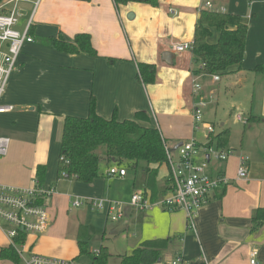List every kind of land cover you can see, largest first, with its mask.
Masks as SVG:
<instances>
[{"label": "crops", "instance_id": "crops-1", "mask_svg": "<svg viewBox=\"0 0 264 264\" xmlns=\"http://www.w3.org/2000/svg\"><path fill=\"white\" fill-rule=\"evenodd\" d=\"M125 1L19 0L16 4V29L22 32L28 26L33 41L23 46L2 98L13 109L0 114V135L9 140L6 154L0 156V184L38 185L36 169L43 166L41 187L52 190L42 199L48 227L41 234L25 236L23 256L90 263L87 256L79 255L77 242L82 234L89 253L107 248L108 264H119L120 256L144 241L166 238L167 248L151 264H169L175 257L185 264H205L204 259L207 264H251L253 250L257 252L255 264H264V222L252 229L251 221L254 211L264 207V74L253 71L264 64V0H213L248 26L240 68L232 66L230 73L221 76H234L230 87H240L242 92L248 88L242 76L252 74L254 79L245 104L230 101L229 118L220 123L219 131L202 112L203 123L214 128L211 135L201 123L193 128V104L198 97L210 104L214 91L206 89L218 83L220 76L214 81L212 75L192 74L196 68L192 52L174 50L177 44L193 41L203 0H157L156 6L145 0ZM13 5L11 0H2L0 13H8ZM78 33L90 36L96 55L70 54L44 44L46 38L59 35L73 41ZM211 33L208 42L214 43L218 32L211 29ZM164 52L174 55L171 64L162 59ZM138 63L155 66L153 83L141 81ZM193 79L201 86L198 96L192 92ZM91 99L96 113L104 118L115 113L118 120L132 119L136 112H145L174 158L177 149L173 148L180 142L194 139L215 146L211 137L229 131L222 149L232 154L225 161L210 159L206 167L209 174L225 176L229 183L212 191L197 210L194 229L188 227L182 210L170 212L154 206L140 211L128 205L134 190L147 189L145 163L128 168L103 161L99 176L90 184L58 177L63 119L85 117ZM248 117L257 118L247 122ZM242 156L249 158L247 176L238 179ZM202 161L203 155H197L195 162ZM112 167L124 169L125 174L109 176ZM168 178L169 166L163 163L157 168V196L167 190ZM99 198L122 202V216L111 220L88 204H72L76 199ZM8 247L0 228V255ZM0 264L16 263L0 258Z\"/></svg>", "mask_w": 264, "mask_h": 264}, {"label": "trees", "instance_id": "trees-1", "mask_svg": "<svg viewBox=\"0 0 264 264\" xmlns=\"http://www.w3.org/2000/svg\"><path fill=\"white\" fill-rule=\"evenodd\" d=\"M2 0H0L1 3ZM115 2H126L115 0ZM156 6L157 0H145ZM211 29L218 32L216 42L209 43ZM248 26L241 21L237 14L221 13L202 9L198 23L195 26L191 52L196 66L192 74L201 76L225 75L229 68H240L245 53V42ZM44 44L55 50L70 54L86 53L96 55L86 33H78L73 41L65 40L62 35L44 40ZM198 66V67H197ZM138 76L141 81L153 83L155 80V66L138 63ZM253 71L264 74V64L257 65ZM257 117H248L247 122ZM149 116L142 111L135 113L134 118L118 120L115 113L110 118L98 115L94 108L93 99L90 100L88 114L85 117L65 116L63 119L60 139L59 161L57 175L72 177L75 181L90 184L99 176L101 161L107 164L125 165L135 168L140 162L145 163L147 173V189L145 194L151 202L165 197L170 190L171 180L168 178L167 190L159 194L156 184L157 168L166 163V140L160 131L149 124ZM141 123L149 124L142 125ZM229 139V131L221 130L211 137V143L217 149H222ZM62 158V159H61ZM45 169L38 166L36 181L42 186ZM157 196V197H156ZM42 205V201L38 202ZM252 229L264 222V207L257 208L252 217ZM24 240V235L20 237ZM84 236L77 242L79 255L88 257L90 264H108L110 254L106 247H101L97 254L89 253ZM169 240H147L134 248L130 254L120 256L119 264H151L160 258L161 251L167 248ZM0 258H7L19 264V257L12 247L2 250Z\"/></svg>", "mask_w": 264, "mask_h": 264}, {"label": "built area", "instance_id": "built-area-1", "mask_svg": "<svg viewBox=\"0 0 264 264\" xmlns=\"http://www.w3.org/2000/svg\"><path fill=\"white\" fill-rule=\"evenodd\" d=\"M18 1L11 0L14 4L12 9L8 13H0V114L13 109L12 106L3 104L2 98L23 46L33 41L28 32V26L22 32L16 29L18 22L16 4ZM203 8L209 11L225 12L224 7L216 5L213 0H203ZM192 44V42L180 43L175 45L174 50L176 52L191 51ZM212 78L214 81L219 80L218 75H212ZM200 90V84L193 79V94L198 96ZM198 98L193 104V128L197 129L198 123H201L205 126L206 134L211 135L214 132L213 126L209 123H203L202 119V109L207 103L203 98ZM8 143V138L0 135V156L6 154ZM165 150L172 187L170 192L165 197L151 202L144 190H134L128 205L140 211L148 210L154 206L170 212L182 210L185 213L188 227L194 229V218L197 210L208 201L212 191L229 183V179L225 176L209 174L206 170L207 163L210 159L225 161L232 154V151L217 149L209 143L199 144L194 139L182 142L177 148L176 158L173 157L167 145H165ZM199 154L203 155L204 161L196 163L195 158ZM248 160L247 156L240 158L237 170L238 179L246 178ZM116 174L123 176L125 170L116 167L109 169V176ZM51 193L52 190L39 187L37 184L30 187L0 184V228L9 245L16 250L23 264H90L76 260L50 259L38 255H31L28 258L23 256L24 245L20 237L23 235L25 237L27 234H41L48 227V213L44 205H39L38 202ZM72 204L75 207L88 204L95 210L104 211L111 220H116L122 216L123 203L116 200L99 198L82 202L76 199ZM256 255L255 250L250 252L251 264H255ZM204 263L207 264L205 259ZM169 264L185 263L181 257H175Z\"/></svg>", "mask_w": 264, "mask_h": 264}, {"label": "rangeland", "instance_id": "rangeland-1", "mask_svg": "<svg viewBox=\"0 0 264 264\" xmlns=\"http://www.w3.org/2000/svg\"><path fill=\"white\" fill-rule=\"evenodd\" d=\"M243 79L245 82L244 85L245 87L248 86L247 89L242 90L240 89V87H236L235 89L230 87V82H234L233 80L235 79L234 76H220V81L218 83H215L214 85H210L208 86V88L206 89L208 92L213 90V96H210L209 99V95H207L210 104L207 105L204 109H202V112L204 115L206 116H210L211 120L215 122V131H219L221 129L220 123L224 120H226V118H229V112H230V107H229V103L231 100H235L238 101V104H245V100H246V93H248L252 87L251 84V80L253 81V75L249 74H244ZM210 79L212 80V78L207 79L206 84L208 83V81H210ZM242 82V83H243ZM256 81L253 82V84ZM253 88H255V86H253ZM237 106V105H236ZM237 108L239 109V107L237 106ZM215 111V112H214ZM200 137V135H199ZM140 165H144L143 162H140ZM103 161H101V168L103 167ZM164 167L160 168V172L163 174L165 173L164 171ZM140 170V168L138 167V171ZM161 173L159 174V176L161 175Z\"/></svg>", "mask_w": 264, "mask_h": 264}, {"label": "water", "instance_id": "water-1", "mask_svg": "<svg viewBox=\"0 0 264 264\" xmlns=\"http://www.w3.org/2000/svg\"><path fill=\"white\" fill-rule=\"evenodd\" d=\"M174 55L172 53L169 52H164L162 54V59L167 62L168 64L172 63V59H173ZM182 144V142H180L178 145H176L173 150L177 149L180 145Z\"/></svg>", "mask_w": 264, "mask_h": 264}]
</instances>
